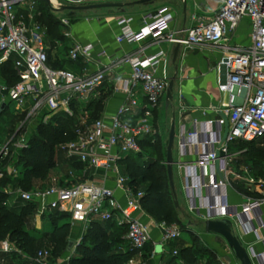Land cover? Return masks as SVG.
Segmentation results:
<instances>
[{"label":"built area","instance_id":"2783aa9c","mask_svg":"<svg viewBox=\"0 0 264 264\" xmlns=\"http://www.w3.org/2000/svg\"><path fill=\"white\" fill-rule=\"evenodd\" d=\"M90 1L93 0H48L46 4L50 10H60L65 4ZM19 10L25 14L17 15ZM36 15L35 0H0V63L10 59L17 76L11 85L0 82V105L8 107L12 103L15 112H25L22 123L35 120V125L56 112L73 115L71 103L86 102L104 83L109 84L112 94L121 93L123 100L111 114H101L90 122L82 112L74 114L73 138L56 147L68 163L80 164L79 173L68 168L63 175H52L43 187L25 190L7 184L0 191L14 197L10 203L18 200L32 204L34 217L40 218L51 210L65 213L70 226L76 227L77 232L71 237L75 245L91 220L113 221L125 228L123 239L132 253L126 264H144L142 248L146 243L152 245L151 258L156 254L153 245L157 243L163 251L168 241L179 237L180 229L174 223L141 219L145 215L139 202L143 191L131 189L119 161L141 152L143 142L153 143L161 135L153 112L165 97L170 79L163 66L166 53L158 49L144 55L139 49L110 59L101 48L94 53L97 68L89 72L85 65L93 60L94 45L73 40L69 32H64L70 39L65 58L75 65L72 69L53 67L47 62V28L35 19ZM243 18L249 21V42L243 46L230 44L228 36ZM56 19L58 26L68 28L67 17ZM173 19L168 6H158L136 18L119 15L115 18L118 30L114 41L134 45L149 39L151 43L166 42L183 49L219 50L215 68L222 71V79L217 81V88L226 94L227 101L219 107L206 108L215 114L211 119L193 118L188 127L180 124L176 128L172 174L180 179L188 213L200 222L228 219L250 263L264 264V211L260 210L264 205V167L258 172L239 162L244 148H230L264 135V0H218L209 17L191 14V24L186 28L173 30ZM100 57L107 58V62L101 63ZM76 63L81 64L80 68ZM122 63L128 66L127 74H112L111 69ZM185 109L179 107L180 112ZM206 110L201 109V114ZM17 129L0 143V161L26 146L29 132L15 138ZM97 171L100 175L95 178ZM6 173L15 175V170L11 168ZM117 192L121 199L116 197ZM1 205H8L7 199ZM152 228L158 232L157 239L151 236ZM247 234L255 236L261 250L243 241ZM10 251H15V247L6 239L1 240L0 253ZM171 254H176V249ZM68 256L56 257L51 262L49 250L40 248L35 250L32 260L37 264H68Z\"/></svg>","mask_w":264,"mask_h":264},{"label":"trees","instance_id":"16d2710c","mask_svg":"<svg viewBox=\"0 0 264 264\" xmlns=\"http://www.w3.org/2000/svg\"><path fill=\"white\" fill-rule=\"evenodd\" d=\"M44 0L36 3L38 15L35 19L46 25L49 43L55 46L61 35L57 32L58 21L50 13L48 5ZM63 35V34H62ZM47 62L53 67L56 66L53 60L47 56ZM17 80L15 70L11 60L0 63V82L11 85ZM107 91L97 98H91L84 103H71L73 115L64 112L51 114L45 122L38 121L26 137V146L13 151L15 158L13 165L17 174H7L3 168L0 170V187L7 184L11 188L20 187L28 190L33 188L36 180H45L48 172L56 166L55 154L56 146L59 143L73 138V126L76 122L74 115L78 111L85 115L87 122L99 117L102 113L104 100ZM25 112L10 114L8 107L4 105L0 111V137H8L13 129L12 117L17 114L23 119ZM13 115V116H12ZM16 115V116H17ZM9 129V130H8ZM19 129L16 131L18 133ZM15 134V135H16ZM166 139L162 140L158 136L153 143L143 142L141 152L130 154L119 161V167L127 177V184L133 191L140 189L143 194L140 198V207L144 213L154 222H164L166 224H179L178 206H174L173 198L168 186L166 171L162 160L165 156ZM244 148L239 156V162L245 163L259 172L264 167V135L258 140L250 142H239L230 148ZM58 152L60 150L58 149ZM12 153V152H11ZM5 158L0 163H5ZM70 168L76 173L80 170V164L69 163ZM9 196L0 191V241L6 239L20 254L19 261L15 264H37L32 260V256L37 249L35 243L41 239L42 235L35 236L25 228L33 215L34 206L32 204H21L17 206L18 200L9 204L1 205ZM49 226V241L47 240L50 258H55L65 252L67 240L71 239V226L68 222H60V219L67 217L65 213L51 210L41 216ZM74 230V229H73ZM125 228L116 225L113 221L91 220L83 231L79 242L70 252L68 264H126L131 252L127 250L123 239ZM74 232H77L76 230ZM76 234V233H75ZM152 249L151 243H146L142 248V259L144 264L151 262L149 258ZM13 252V251H10ZM7 252V253H10ZM163 252H160L162 255ZM212 252L205 246L192 247L182 246L176 249V254H169L163 261L166 264H173L178 259L182 264H195L204 261V264H215L209 262L207 258Z\"/></svg>","mask_w":264,"mask_h":264},{"label":"crops","instance_id":"0c3cea01","mask_svg":"<svg viewBox=\"0 0 264 264\" xmlns=\"http://www.w3.org/2000/svg\"><path fill=\"white\" fill-rule=\"evenodd\" d=\"M184 8H182V16L180 21V26L175 27L176 17L175 12L172 8H170L173 12L174 19L171 23V28L179 29L186 28L191 24L190 15L193 13L202 15L203 17H209L215 7L218 4V0H190L191 9L189 12L186 11V0H183ZM149 5V4H146ZM154 7L153 9H155ZM153 9H148L144 11H140L137 14L127 13L125 15H131L133 17H137L140 13L145 11H150ZM122 11V9H121ZM117 17V16H116ZM112 17L110 19L104 18L105 21L102 25L96 22L95 19H80L71 25V31L69 32V36L71 39L83 42V43H91L94 45L93 52V60L90 61L87 65H85L86 70L89 72L94 71L96 66V57L94 53L103 48L108 58L114 59L120 57L124 54L136 53L139 49L142 50V54L148 55L155 52L158 49L165 51L166 59L164 61L165 73L167 76L173 77L172 88L175 89V102H173V96L171 94V99L165 100L161 98L156 109L153 112L154 121L157 124L160 133L162 134L161 129L167 128L169 126L170 120H173V127L175 124V128H177L180 124H183L185 127H188L191 120L193 118L198 119H206L209 120L215 116L214 112L210 109L219 107L222 103L227 101V96L225 93L221 92L217 88V81L222 79V71H219L215 68L216 62L220 57V52L216 47H200L193 49H183L182 47L177 48V53L174 62H171V52L173 48V44L162 42V43H151L149 39H145L141 42H138L134 45H129L126 43L117 44L114 41V35L117 33L118 26L115 23V18ZM78 23V24H77ZM78 25V26H76ZM132 26H136L135 22ZM248 32H249V21L247 18H243L235 29L229 34L228 42L234 45H247L248 44ZM107 58L100 57L99 61L101 63H106ZM169 62L168 70H166V64ZM77 67L80 68L81 64L76 63ZM128 72L127 64H119L117 67L111 69L112 74H116L118 76H125ZM107 91L106 98L104 100V106L101 114H111L115 108L121 103L123 100V95L121 93L112 94L109 89V84L104 83L101 87H99L91 98H97L100 94ZM180 106H185L186 109L182 112L179 111ZM160 107L164 108V116L160 118L159 110ZM201 109H205V113L201 114ZM168 130V129H167ZM174 130V128H173ZM167 133V132H166ZM59 154L63 155L61 152ZM64 157V156H63ZM63 163L69 167V163L63 158ZM57 165V163H56ZM56 167V166H55ZM54 167V168H55ZM53 168V169H54ZM52 169V170H53ZM66 169V170H67ZM66 172V171H65ZM64 172V173H65ZM63 173V174H64ZM62 174V175H63ZM56 176V174H53ZM97 175L99 177L100 172H95L94 176ZM52 176V175H51ZM108 185L111 183L108 182ZM116 197L120 198V194L117 192ZM232 200H236V197L230 196ZM10 196L7 198L8 205L11 204L9 202ZM177 206L179 204L177 202ZM179 209V208H178ZM260 210L264 211V205L261 206ZM148 216L145 214L141 216L143 221L148 220ZM38 222H40V218H35ZM76 230V227L73 228ZM151 236L154 239L158 238V232L156 229L152 228ZM211 238V237H209ZM213 239V238H211ZM43 240L39 239L35 243V247L37 249L46 248L43 243ZM244 242H251L252 246L255 250H261L262 245L255 239V236L252 234L244 235ZM208 244L212 247H216L212 241H208ZM43 245V246H42ZM189 244L183 243L182 246H187ZM42 246V247H41ZM181 246V247H182ZM165 247V246H164ZM36 249V250H37ZM173 249V247H172ZM171 249V250H172ZM216 252V249H213ZM162 252V251H161ZM157 255L160 254L156 253ZM3 252L0 253V258H3ZM53 258H49V261H53ZM158 264H166L164 262H159Z\"/></svg>","mask_w":264,"mask_h":264},{"label":"rangeland","instance_id":"374dc122","mask_svg":"<svg viewBox=\"0 0 264 264\" xmlns=\"http://www.w3.org/2000/svg\"><path fill=\"white\" fill-rule=\"evenodd\" d=\"M36 3L39 0H35ZM134 0H116V1H111L109 3H115V2H121V3H129L132 2ZM45 2V0H44ZM46 3V2H45ZM100 3H107V2H99L96 0L90 1L89 3L86 4H82V5H91V4H100ZM149 4V5H146ZM146 4H128V5H122V8H116V7H110V6H92V7H87L84 9H60V10H50V13L55 17V18H59V17H67L69 20V26L68 28H63L61 26L58 27L57 32H59V34L61 35V37L59 38L58 41V45L56 46H52L49 43V39L48 36L45 38V42L47 44V46L49 47V51H48V55L50 57L51 60H53V62L55 63L56 66H64L66 68L72 69V67L75 65L74 62H71L69 60H67L65 58V52L67 49V46L70 44V39L64 35H62L64 32H70L71 31V25L73 23H75L76 21L80 20V19H95L96 22H98L100 25H102L105 21H103L104 18H106L107 20L112 18V17H116L119 15H125V14H129V13H134L137 14L140 11H144V10H148V9H153L154 7H158V6H168L170 8L173 9V11L175 12V17H176V22H175V27L180 26V21H181V16H182V6H183V2L181 0H153L150 3H146ZM190 5V0H186V11L189 12L191 9ZM47 6V5H46ZM65 6H78L77 4H65ZM122 9V11H121ZM19 13H22L23 15L25 14V11L23 10H19L17 12V15ZM38 21V20H37ZM39 22V21H38ZM78 24V23H77ZM78 26V25H76ZM168 65L169 62L166 64V70H168ZM171 94L173 96V102H175V89L174 87L171 90ZM8 110L11 113H13L14 109H13V105L12 103L8 104ZM17 113V112H16ZM15 114L11 121H12V125L10 126L11 129L16 130L17 128L19 129L18 133L15 135V138H19L20 135H22L24 132H29L31 131V129L34 127V122L35 120H29V122H21V118L18 117V115ZM159 115L160 118H162L165 114H164V108L160 107L159 110ZM175 124H174V131L176 130L175 128ZM17 129V130H18ZM167 128H162V140L166 139V135H167ZM9 130V129H8ZM0 139H2V137H0ZM4 140V138H3ZM1 143V140H0ZM58 148V147H57ZM16 150V149H15ZM56 154H55V160H56V167L52 170H50L48 172V175L46 177L45 180H36L33 182V188L34 187H43L45 185H47L49 183V179L51 177V175L56 174V175H62L66 169L67 166L63 163L62 160L64 157L63 155L59 154L58 149H56ZM174 140L172 143V148H171V156L172 158H175V152H174ZM14 158H15V153H8L5 156V163H0V170H2L3 168L7 171L11 168H13L15 170V174H17L16 172V168L13 165L14 162ZM162 164L163 167L165 168V163H164V157L162 160ZM80 172V171H79ZM78 172V173H79ZM172 172H175V168L174 166H172ZM173 176V187H174V192H175V198L179 204V210H178V216H179V220L180 223L178 224L179 229H180V235L177 239L168 241L165 244V247L163 249V253L162 255L159 254H155L153 257L150 258L151 262L149 264H158L160 261L163 262L167 256L169 254H171V249L173 247V249H178L179 247L182 246L183 243L189 244L190 246L194 247H200V246H205L207 247L211 252L212 255L207 257V254L205 256V258H207V260L209 262H213V260L216 262L215 264H238V262L232 257L230 250L228 249L226 243L221 239L220 236L213 234V233H206L204 231V227H203V223L200 222L199 220H197L196 217H194L192 214L188 213L186 211V206L184 203V199H183V194L180 191V179L177 178L174 173L172 174ZM95 178H98L97 175H95ZM61 182H63L61 180ZM6 188V186H5ZM12 198L11 197L9 202H12ZM17 206L21 205L22 203L17 202ZM36 217H34L33 215L30 217L29 222L25 225V228L32 232L35 236H41V240H43L41 243H43L44 246H47V240L49 241L48 238H50V234H49V226L48 223L45 221V218L43 217V219L40 217V222H38L36 219ZM60 222H68L70 223V220L68 217H63L60 219ZM75 230H73V227H71V236L75 235L76 232H74ZM213 239H211V238ZM212 241L214 244H216V247H212L208 244V241ZM42 245V246H43ZM41 246V247H42ZM73 248H71V252L73 251ZM216 249V252L213 249ZM153 249L155 253H159L160 252V246L156 243L153 245ZM143 254V253H142ZM3 258H2V264H15L16 262L19 261V256L20 254L18 252L13 251L10 253H3ZM67 256V254H61L60 256L57 257H64ZM56 258V257H55ZM203 261V260H202ZM173 264H181L179 262L178 259L174 260Z\"/></svg>","mask_w":264,"mask_h":264},{"label":"water","instance_id":"95a60500","mask_svg":"<svg viewBox=\"0 0 264 264\" xmlns=\"http://www.w3.org/2000/svg\"><path fill=\"white\" fill-rule=\"evenodd\" d=\"M153 0H134L129 3H121V2H115V3H100V4H91V5H78V6H62L61 9H84L87 7L92 6H110V7H116V8H122V5H128V4H146L150 3ZM183 2V0H181ZM45 2H48V0H45ZM182 8H184V3ZM177 45H174L171 52V62L173 63L176 57L177 53ZM172 82L173 77H170L168 80L167 88L165 91V100L171 99V90H172ZM4 107L3 104L0 105V111ZM173 120H170L167 135H166V145H165V156H164V163H165V171H166V177L168 186L173 198V204L174 206H177V200L175 198V192L173 187V180H172V156H171V148L173 143ZM204 231L206 233H213L218 236H220L224 242L226 243L228 249L230 250V253L232 257L238 262V264H251L250 260L246 254V250L244 246L242 245L241 241L239 240L238 236L231 231V222L226 218H219V219H208L202 222ZM75 246V242L72 239L67 240L66 246H65V252L67 254H70L71 248ZM160 250V249H159Z\"/></svg>","mask_w":264,"mask_h":264}]
</instances>
